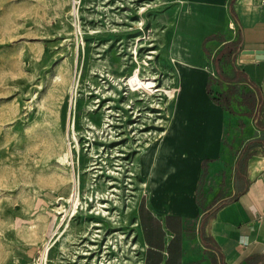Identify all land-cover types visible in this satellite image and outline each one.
Here are the masks:
<instances>
[{"label":"rangeland","instance_id":"374dc122","mask_svg":"<svg viewBox=\"0 0 264 264\" xmlns=\"http://www.w3.org/2000/svg\"><path fill=\"white\" fill-rule=\"evenodd\" d=\"M173 1L0 0V264H144L139 157L182 101L174 69L158 65L157 16ZM202 170L207 204L223 190L208 172L221 168ZM74 181L79 212L55 234Z\"/></svg>","mask_w":264,"mask_h":264},{"label":"crops","instance_id":"0c3cea01","mask_svg":"<svg viewBox=\"0 0 264 264\" xmlns=\"http://www.w3.org/2000/svg\"><path fill=\"white\" fill-rule=\"evenodd\" d=\"M231 2L175 0L157 16L166 51L158 65L174 69L175 98L182 101L168 113L175 134L166 128L175 158L157 175L142 174L136 225L144 264H264V108L226 111L213 99L230 85L254 91L258 102L264 97V58L243 52L264 50V0H234L235 15ZM240 38L238 52L220 60L226 80L213 83L210 94L215 55ZM237 69L247 78L236 77ZM240 158L247 165L238 174ZM207 161L221 168L208 176H220L223 190L204 204L198 191ZM209 213L206 244L200 231Z\"/></svg>","mask_w":264,"mask_h":264},{"label":"bare ground","instance_id":"6f19581e","mask_svg":"<svg viewBox=\"0 0 264 264\" xmlns=\"http://www.w3.org/2000/svg\"><path fill=\"white\" fill-rule=\"evenodd\" d=\"M75 1L76 0H74V2ZM148 6H150V4H147L146 2L139 6L140 20L137 22V25L140 28H142L144 26V21H145L144 12L147 11ZM74 9H75V7H74ZM154 52H156L155 49L150 51V53H154ZM136 56H137V50H136ZM152 57H153L152 54H148L149 59H151ZM136 68H137V71L141 72V66H137ZM110 76H112L111 73H110ZM113 78H115V77H113ZM136 78H138L137 74H136ZM150 78H156V77L155 76H145V79H150ZM115 81H116V79H115ZM138 82H139V85H142L140 80H138ZM125 84H127V82H125ZM153 85H155V84H153ZM174 97H175V95L174 96L171 95L170 99L172 100ZM154 105H156L155 107L161 109V107H160L161 105L158 102H156ZM167 118H168V116H166L165 119H167ZM106 121H109L111 123L110 115H107ZM168 132L172 136L175 134L176 131H175L173 125H171V124L168 125ZM69 149H70V147L67 148L64 155L60 158V162L63 164H67L69 162V159H70V158H68L69 153H70ZM174 155H175V148H174L173 144L168 140V138L164 139L162 143H159V140H157L156 142H154L152 144L151 148H149L147 151L141 153V155L139 157V162H140L142 174L145 176L148 173V171L150 169H152L153 174L157 175L159 173L162 165L164 163H166V161L169 160V158H175ZM80 184L81 183H76V181H74V186L76 187V192L73 194V197L70 199L73 202L72 211L67 212L65 209L60 211V213L62 214V217H61V221L55 227V234L61 235L62 233L66 232L67 229H65L63 231V230H61V227L64 225L66 226V228L69 227V224L65 223V219H66V216L70 212H72V216H74L75 214H77L79 212L80 195H81ZM109 196L110 197L115 196V194L112 192V189L108 193V197ZM98 203H99V208L103 212V215H108L109 212L105 209V207L107 206V203H105V202H102V203L98 202ZM98 213H100V211ZM96 224H97V222L95 223V225ZM135 224H136V222H135ZM32 227H35V226H32Z\"/></svg>","mask_w":264,"mask_h":264},{"label":"trees","instance_id":"16d2710c","mask_svg":"<svg viewBox=\"0 0 264 264\" xmlns=\"http://www.w3.org/2000/svg\"><path fill=\"white\" fill-rule=\"evenodd\" d=\"M233 3L234 0L231 2V11L232 14L235 15V12L233 10ZM239 42H241V38L239 40L233 41L225 46L218 54L215 55V64H216V71L218 77L214 75H210L209 81H208V92L211 94L212 93V84L215 83L216 81L227 78V76L222 72V69L220 67V60L222 57H226L227 59L232 58L237 52H238V46ZM236 77L238 78H247L245 73L239 69L236 71ZM259 102L258 98L255 94L254 91L252 90H247L244 87L241 86H235V85H230L226 91H224L219 97H214V101L219 104L224 110L226 111H233V106H238L242 108H248V109H254L258 103V107L260 109L264 108V97L263 95H259ZM252 144V143H251ZM251 144L249 145L248 148L251 147ZM247 158H240L237 164V172L240 174L246 167ZM225 201L224 203H226ZM211 216V213L206 215L205 221L202 223L201 226V237L203 243L207 244V239L209 237L206 236L205 234V225L207 221L209 220Z\"/></svg>","mask_w":264,"mask_h":264},{"label":"water","instance_id":"95a60500","mask_svg":"<svg viewBox=\"0 0 264 264\" xmlns=\"http://www.w3.org/2000/svg\"><path fill=\"white\" fill-rule=\"evenodd\" d=\"M243 52L246 53V54H255V58H257V59L264 58V50L263 49H259V50H248V49H245V50H243Z\"/></svg>","mask_w":264,"mask_h":264}]
</instances>
